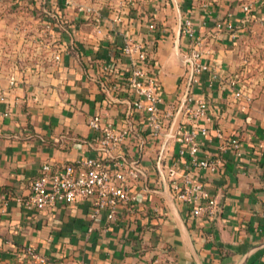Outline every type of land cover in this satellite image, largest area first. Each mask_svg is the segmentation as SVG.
Segmentation results:
<instances>
[{"label": "crops", "instance_id": "crops-1", "mask_svg": "<svg viewBox=\"0 0 264 264\" xmlns=\"http://www.w3.org/2000/svg\"><path fill=\"white\" fill-rule=\"evenodd\" d=\"M148 13L160 25L150 45H156L165 120L160 137L146 113L134 108L128 80L134 63L123 53L128 41L143 40ZM185 17L194 22L199 62L207 70L194 68ZM228 20L233 31L217 28ZM263 23L264 0H0V88L8 93L9 110L0 121V264L31 259L29 249L48 264H238L264 242L262 98L235 96L246 89L239 71L247 43ZM188 88L210 102L213 122L199 140L221 166L199 177L218 199L213 219L193 216L163 187L156 164L164 141L165 164L186 161L180 139L187 126L179 106ZM95 115L102 125L131 131L116 157L139 158L145 168L146 176L131 186L136 203L121 205L113 221L105 213L94 219L88 201L27 207L21 199L45 163L56 168L88 157L106 161L101 133L89 126ZM246 264H264V249Z\"/></svg>", "mask_w": 264, "mask_h": 264}, {"label": "built area", "instance_id": "built-area-1", "mask_svg": "<svg viewBox=\"0 0 264 264\" xmlns=\"http://www.w3.org/2000/svg\"><path fill=\"white\" fill-rule=\"evenodd\" d=\"M244 10L248 11L249 6H245ZM216 26L218 29L229 31H233L235 27L230 20L218 21ZM155 27L154 22L149 24L150 31ZM182 28L193 46L191 58L195 70H207V66L199 62L202 43L196 36V28L191 17L183 19ZM123 53L134 63L128 78L135 93L134 108L146 113L147 121L155 137H160L164 131L165 121L160 114L161 95L156 74L150 73L151 67L146 65L148 54L145 45L140 41L130 40L124 45ZM235 96L236 98H246L247 101L252 99L251 94L246 90L238 89ZM7 104L8 93L4 88H0V121L9 115ZM179 107V112L187 126L180 139V155L185 156L186 161L173 159L165 164L168 157L166 152L169 151V147L165 146L161 160L162 168L178 201L193 216L213 219L218 211V199L208 188L207 183L199 177V173L203 172L218 173L221 166V161L218 158L201 150L199 140L200 135H207L209 124L213 122L210 115V102L206 98L193 97L189 90L187 97ZM166 116L169 119L171 113H166ZM89 126L101 133L99 144L101 150L106 154V161L99 157H88L78 163H68L56 168L45 163L38 176L32 180L29 194L21 199L27 207L67 205L77 201H88L93 209L92 217L94 219L100 218L105 213L107 219L113 221L116 219L121 205L136 203L138 194L132 190L131 186L145 176V168L139 158L130 160L124 155L121 157L122 160H118L116 157L120 146L125 144L131 136L130 129L118 128L113 123L102 125L98 115L91 118ZM216 131L217 136L223 138L222 130L218 128ZM173 136L175 134L171 133V137ZM231 145L235 149L240 147L236 138L231 139ZM161 149L162 147L159 148L156 161L157 169ZM158 174L161 182L159 170ZM29 253L32 258L27 257L19 264H36L35 262L48 264V259L45 256L38 255L31 249H29Z\"/></svg>", "mask_w": 264, "mask_h": 264}, {"label": "rangeland", "instance_id": "rangeland-1", "mask_svg": "<svg viewBox=\"0 0 264 264\" xmlns=\"http://www.w3.org/2000/svg\"><path fill=\"white\" fill-rule=\"evenodd\" d=\"M13 3L19 4V2ZM252 33L254 35L250 37L248 48L243 55L239 79L246 87V92L251 94L252 101L262 98L264 110V23Z\"/></svg>", "mask_w": 264, "mask_h": 264}, {"label": "trees", "instance_id": "trees-1", "mask_svg": "<svg viewBox=\"0 0 264 264\" xmlns=\"http://www.w3.org/2000/svg\"><path fill=\"white\" fill-rule=\"evenodd\" d=\"M166 5H169V2L168 1H166ZM41 15H45L46 13H45V10H43L42 9V11H41V13H40ZM49 16V18H48V23H47V25L49 24V25H51V23H52V20H54V19H50L51 18V16L50 15H48ZM153 16H155L154 14H147V15H144V18H146L147 20H148V22H147V24H146V26H145V28L142 30V32L144 33L143 35H142V37H143V40H141V42L145 45V49H146V51H147V54H148V56H147V61H146V65L147 66H149V67H151L150 69H149V72L150 73H155L156 74V72H157V70H155L154 69V67L157 65V60H156V57H154L152 54L154 53V50L152 49L153 47H156V45H153V47L152 48H150V45H151V42H157V40H158V38H159V35H160V29H159V24L158 23H156V21H155V19H154V17ZM55 21V20H54ZM53 21V22H54ZM152 21H154L156 24V27H155V29L154 30H152V31H150V29H149V24L152 22ZM150 56H151V58H150ZM125 158H127L128 159V157L125 155Z\"/></svg>", "mask_w": 264, "mask_h": 264}, {"label": "water", "instance_id": "water-1", "mask_svg": "<svg viewBox=\"0 0 264 264\" xmlns=\"http://www.w3.org/2000/svg\"><path fill=\"white\" fill-rule=\"evenodd\" d=\"M189 93V88L187 89L186 91V95L184 98L187 97V94ZM165 145H166V141L164 142L163 146H162V149L160 151V161L158 163V170H159V173H160V177H161V182H162V185L164 188L166 189H171L170 188V185L166 179V176L164 174V171H163V168H162V163H161V160H162V157H163V154H164V150H165ZM146 176V174H145ZM261 249H264V242L262 243H259L258 245L252 247L251 249H249L245 254L244 256L242 257V259L240 260V262L238 264H246L248 258L255 252H257L258 250H261Z\"/></svg>", "mask_w": 264, "mask_h": 264}]
</instances>
